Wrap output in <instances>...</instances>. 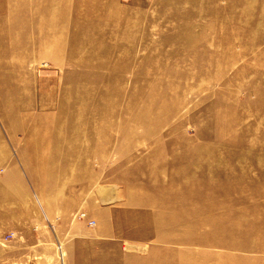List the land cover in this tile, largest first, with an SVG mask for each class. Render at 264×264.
<instances>
[{"label": "rangeland", "instance_id": "obj_1", "mask_svg": "<svg viewBox=\"0 0 264 264\" xmlns=\"http://www.w3.org/2000/svg\"><path fill=\"white\" fill-rule=\"evenodd\" d=\"M40 1L0 0V264H264V0Z\"/></svg>", "mask_w": 264, "mask_h": 264}, {"label": "bare ground", "instance_id": "obj_2", "mask_svg": "<svg viewBox=\"0 0 264 264\" xmlns=\"http://www.w3.org/2000/svg\"><path fill=\"white\" fill-rule=\"evenodd\" d=\"M57 1L58 0H50L49 2H48V0H44V1H40V3L41 2H43L44 3V5H47V6H49V8L52 6V5H55V3H57ZM220 1L221 0H211V4H213V5H215V4H220ZM21 2H23L24 4H26L27 3V0H21ZM222 2V1H221ZM223 4H226L225 3V1L223 0ZM57 5H59V7H60V9H61V11L60 12H62L64 9L62 8V6L59 4V3H57ZM35 6H36V4H35ZM222 6V4H220V7ZM216 7H218V6H215V8ZM214 8V9H215ZM7 12V11H6ZM38 15H39V13H38ZM37 16V12L36 13H34V14H31L30 16H28V18L27 19H25L24 17H22V18H20L19 20L17 19V20H14L15 21V23L17 24V25H20V26H22L23 24H25L27 21H29V20H31V19H34V17H36ZM48 16H51L52 17V14L50 15L49 13H48V15H44V18H48ZM233 17H235V16H233ZM30 18V19H29ZM231 18H232V14H231ZM222 22H223V19L222 18H219ZM14 21L13 22H9V21H7V22H1V24L0 25H2L3 27H4V31H3V33H4V35H5V39H11L10 37V35H11V30H12V28L14 27V25H11L12 23H14ZM253 22L254 21H252V24H253ZM237 23H238V21H237ZM26 25V24H25ZM238 25L241 27V28H244L245 27V25H244V23H242L241 21H239V23H238ZM63 26V25H62ZM35 27V28H34ZM37 27H39V25H34L33 26V31H35V30H37L38 28ZM65 29L66 28H63V31L65 32ZM69 29H67V31L65 32V33H69ZM241 35H243L244 37H243V39H245L246 37H250V33H248L247 31L245 32L244 30L243 31H241V29L238 31ZM64 33V34H65ZM27 38H28V36H27ZM25 39H26V37H25ZM33 41L31 42V43H33L34 45L33 46H35V45H37L38 44V42L40 41V39H39V36H37V37H35V36H33ZM85 42V41H84ZM86 42H87V40H86ZM82 44H83V42H82ZM97 49V47H94L93 48V52L92 51H88V52H91V54H89V56H84V58L86 59L87 58V60H89L90 58H92V57H95V52H94V50H96ZM72 55H74V54H72ZM82 58V57H81ZM63 63V62H62ZM29 103H30V105H32V99H30L29 100ZM29 105V106H30ZM48 106H50L49 104H46L45 105V109H41V110H39L38 112H37V114L39 115L40 113L45 117V119H48L49 117H50V115L52 114V113H50L49 112V110H50V108L51 107H48ZM44 119V118H43ZM264 174V173H263ZM236 176L235 175H232L231 173H228V172H226V174H224V176H223V178H225V179H223V182H222V184L224 185V187L225 186H231L234 182H235V178ZM220 192H222V193H224V194H226V195H229L230 193L228 192V188H224V189H221V191ZM206 201L208 202L209 201V203H212L214 200H215V198H213V196L211 195H209L208 197L206 196ZM210 213V212H209ZM225 215V217H226V214H224ZM228 215V214H227ZM239 216H241L240 214H239ZM217 217H219L218 215H217ZM227 218V217H226ZM234 226H235V224H234ZM220 243V245H221V247L222 246H226V245H228V243H229V238H227V239H224V240H222V241H220L219 242ZM256 244H258V243H256Z\"/></svg>", "mask_w": 264, "mask_h": 264}]
</instances>
